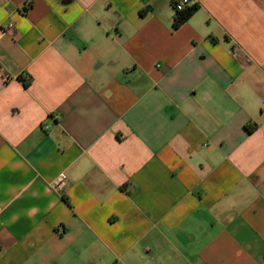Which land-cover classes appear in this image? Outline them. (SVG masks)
Instances as JSON below:
<instances>
[{"label":"crops","instance_id":"1","mask_svg":"<svg viewBox=\"0 0 264 264\" xmlns=\"http://www.w3.org/2000/svg\"><path fill=\"white\" fill-rule=\"evenodd\" d=\"M174 1L0 0V264H264V0Z\"/></svg>","mask_w":264,"mask_h":264},{"label":"built area","instance_id":"2","mask_svg":"<svg viewBox=\"0 0 264 264\" xmlns=\"http://www.w3.org/2000/svg\"><path fill=\"white\" fill-rule=\"evenodd\" d=\"M192 0H176L173 3V10L176 12L184 11L187 7L192 6ZM0 28L4 29L5 31H11L14 29V25L12 23H8L4 26H0ZM67 181V175L65 173H62L59 175L54 187L57 190H61L63 187H65Z\"/></svg>","mask_w":264,"mask_h":264},{"label":"trees","instance_id":"3","mask_svg":"<svg viewBox=\"0 0 264 264\" xmlns=\"http://www.w3.org/2000/svg\"><path fill=\"white\" fill-rule=\"evenodd\" d=\"M198 10L197 5H192L187 7L184 11L176 12L174 27L179 28L183 23H185L196 11ZM246 129L249 132H253L255 127L247 126Z\"/></svg>","mask_w":264,"mask_h":264}]
</instances>
